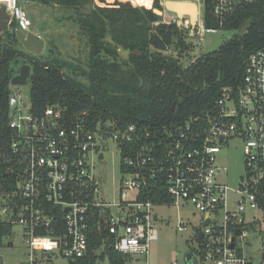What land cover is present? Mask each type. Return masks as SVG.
Wrapping results in <instances>:
<instances>
[{
	"label": "built area",
	"instance_id": "obj_1",
	"mask_svg": "<svg viewBox=\"0 0 264 264\" xmlns=\"http://www.w3.org/2000/svg\"><path fill=\"white\" fill-rule=\"evenodd\" d=\"M30 1L0 0L10 26L16 23L24 33L33 25L24 6ZM180 1L197 5L195 27L188 15L180 18L167 9L160 22H175L190 37L217 31L205 25L209 0ZM211 1L222 15L244 0ZM8 103L9 134L0 136V231L8 229L5 239L12 238L15 226L21 228L26 264L57 256L73 264L87 256L92 223L108 228L117 251L148 259L150 243L158 237L154 208L159 205L142 195L162 173L170 197L162 205L191 207L200 214L194 238L204 260L264 264V49L246 58L237 91L224 88L210 112L165 130L160 138L149 140L150 132L136 123L117 128L98 119L91 127L88 110L70 111L60 103L35 113L31 100L27 104L19 92L11 91ZM234 140L241 141L245 156V175L236 187L221 180L227 169L218 163ZM111 142L120 152L124 174L117 199L104 195L97 175V162ZM176 227L186 231L189 222L179 216ZM255 239L256 256L245 252ZM103 251L101 246L96 253Z\"/></svg>",
	"mask_w": 264,
	"mask_h": 264
},
{
	"label": "trees",
	"instance_id": "obj_2",
	"mask_svg": "<svg viewBox=\"0 0 264 264\" xmlns=\"http://www.w3.org/2000/svg\"><path fill=\"white\" fill-rule=\"evenodd\" d=\"M43 4L73 7L88 38V65L84 82L66 75L52 60L31 59L30 100L35 113L60 103L70 111L88 110L91 127L98 119L111 121L117 128L136 123L150 132V139L163 137L165 130L185 124L210 112L223 89L236 91L242 84L244 62L252 52L264 49V0H244L231 11L217 14L211 0L204 13L205 25L235 31L219 48L202 54L184 65L189 30L175 22L162 23L161 0H37ZM252 19L251 27L239 34ZM17 25L0 33V136L7 137L11 79L18 73L14 63L21 55ZM4 37L9 42L5 43ZM120 49L128 52L127 58ZM176 49L177 55L168 54ZM73 64L75 62L71 61ZM75 65V64H74ZM126 147V146H125ZM130 147V146H129ZM135 147V145H134ZM126 154V150L125 153ZM158 205L170 201L165 175L149 183L142 195ZM8 229L0 231V245ZM101 246L104 251L96 252ZM198 253H200L198 249ZM107 256L109 264H125L130 257L117 251L103 224H91L88 255L73 264H96Z\"/></svg>",
	"mask_w": 264,
	"mask_h": 264
},
{
	"label": "rangeland",
	"instance_id": "obj_3",
	"mask_svg": "<svg viewBox=\"0 0 264 264\" xmlns=\"http://www.w3.org/2000/svg\"><path fill=\"white\" fill-rule=\"evenodd\" d=\"M136 1L139 6H143L145 0ZM165 1L161 0L162 11L165 10ZM24 6L33 22L31 31L39 34L45 42L44 49L34 57L41 61L52 60L60 64L67 76L84 82L86 79L82 74L88 65L89 46L88 38L81 26L82 23L79 22V16L80 12L86 11V8L83 11L57 4H43L37 0H32ZM200 29H204V26ZM234 33L235 31L229 29H218L215 32H204L202 35L187 37L190 48L181 57L183 64L187 65L202 54L216 50ZM4 39H6L5 43L9 42L7 37ZM15 44L20 53L27 52L20 41ZM166 53L177 55L178 51L168 49ZM120 55L127 58L128 52L120 49ZM17 60L18 62L14 63L16 69L28 62L21 55ZM71 61L75 62V65ZM11 90L22 94L26 98L27 104L30 102V81L23 85L11 84ZM108 146L109 150L105 152L103 159L97 162V175L101 179V189L104 195L110 199H117L124 178L120 167L121 156L115 143L111 142ZM218 163L227 169V174L221 175V180L236 187L240 176L245 175V156L241 141L234 140L230 147L223 149L219 155ZM126 177L128 178V175ZM231 198H234L233 194ZM154 210L158 214L160 222L158 237L150 243L148 259L132 257L125 264H189V261H193L194 264H213L211 261L204 260L198 253V242L194 238V229L200 225L199 213L191 207L178 209L171 205H159ZM179 216L189 222V228L186 231L177 230ZM258 242V239L253 240L252 246L246 247L245 252L256 256ZM27 252L28 248L23 239V232L19 226H15L12 238H5L3 244L0 245V264H26ZM109 263L107 256L96 262V264ZM42 264L72 263L67 258L57 256L52 261Z\"/></svg>",
	"mask_w": 264,
	"mask_h": 264
},
{
	"label": "water",
	"instance_id": "obj_4",
	"mask_svg": "<svg viewBox=\"0 0 264 264\" xmlns=\"http://www.w3.org/2000/svg\"><path fill=\"white\" fill-rule=\"evenodd\" d=\"M235 3H238L239 0H234ZM165 9L174 12L178 15V17L183 18L185 15H188L191 20V24L193 27L197 24L198 20V7L193 2H186L180 0H166L164 2ZM158 14L162 15L163 11H157ZM252 19H249L246 23H244L240 30L239 34L242 36L244 33L251 27ZM10 29V15L6 10L5 5L0 6V33H3ZM17 36L23 47L28 53L37 55L41 53L44 49L45 42L44 40L33 33L32 31L24 33L20 30H17ZM28 58V55H26ZM32 73V66L29 63L22 64L18 73L14 75L11 79L12 85H23L26 84ZM208 221H206L207 223ZM189 264H193V261H189Z\"/></svg>",
	"mask_w": 264,
	"mask_h": 264
},
{
	"label": "flooded vegetation",
	"instance_id": "obj_5",
	"mask_svg": "<svg viewBox=\"0 0 264 264\" xmlns=\"http://www.w3.org/2000/svg\"><path fill=\"white\" fill-rule=\"evenodd\" d=\"M26 55H28V58L26 57ZM21 56L27 60L29 63H31V59H34V54H31V53H27V52H23L21 53ZM27 62V63H28Z\"/></svg>",
	"mask_w": 264,
	"mask_h": 264
},
{
	"label": "crops",
	"instance_id": "obj_6",
	"mask_svg": "<svg viewBox=\"0 0 264 264\" xmlns=\"http://www.w3.org/2000/svg\"><path fill=\"white\" fill-rule=\"evenodd\" d=\"M38 36H40L39 34H38ZM42 38V37H41ZM194 264V263H193Z\"/></svg>",
	"mask_w": 264,
	"mask_h": 264
}]
</instances>
